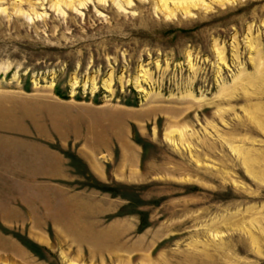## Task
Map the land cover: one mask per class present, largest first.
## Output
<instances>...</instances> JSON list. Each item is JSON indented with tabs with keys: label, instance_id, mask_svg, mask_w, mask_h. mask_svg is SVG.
Segmentation results:
<instances>
[{
	"label": "rangeland",
	"instance_id": "1",
	"mask_svg": "<svg viewBox=\"0 0 264 264\" xmlns=\"http://www.w3.org/2000/svg\"><path fill=\"white\" fill-rule=\"evenodd\" d=\"M201 1L0 0V138L37 139L53 102L118 109L138 159L125 178L120 145L71 141L73 188L118 204L76 225L121 237L3 228L32 248L0 264H264V0ZM80 149L111 157L109 181Z\"/></svg>",
	"mask_w": 264,
	"mask_h": 264
},
{
	"label": "crops",
	"instance_id": "2",
	"mask_svg": "<svg viewBox=\"0 0 264 264\" xmlns=\"http://www.w3.org/2000/svg\"><path fill=\"white\" fill-rule=\"evenodd\" d=\"M53 104L55 109H58L57 113L44 110L51 115V128L39 126L37 139L0 138V261L10 259L19 261L14 253L17 246L28 252L18 238L5 233L3 228L40 230L45 234L43 235L45 244L51 241L50 230L78 229L88 232L87 234L96 233L97 239L103 241L115 237L109 235L105 237L104 232H96L86 223L76 225L80 219L85 218V215L89 219L94 216L101 223L117 212L118 204L116 199L101 194L98 190L73 188L72 183L77 180V174L62 149L71 141H87L86 145L91 144V150L93 148L111 150L120 145L121 159L117 163V169L122 166L119 173L122 177L130 179V176L133 177L130 172L137 170L133 167L138 162L137 149L131 139L132 117L124 116L125 114L118 109L103 111L91 108L94 113L91 112L93 115H90L86 112L91 110L89 107L56 102ZM60 109L61 112L72 109V112L61 113ZM101 114L106 117L103 119L109 120V115L112 118L108 123H100ZM102 153V151L97 153V159L93 158L92 152L90 156L85 154L83 149L77 154L86 163L95 179L107 182L110 180L107 168L111 163V157L104 160L101 158ZM99 225L101 228L102 225Z\"/></svg>",
	"mask_w": 264,
	"mask_h": 264
},
{
	"label": "bare ground",
	"instance_id": "3",
	"mask_svg": "<svg viewBox=\"0 0 264 264\" xmlns=\"http://www.w3.org/2000/svg\"><path fill=\"white\" fill-rule=\"evenodd\" d=\"M163 1V0H162ZM240 0H218V2L217 3H219V4H222V5H226V4H236V3H238ZM197 5H198V3L196 4V3H194V2H192V3H184V5H180L179 4V6H178V10H180L181 12H183V13H189L191 10H192V7H197ZM201 5L202 6H204L205 8H208V6H207V4L206 3H204V1L202 0L201 1ZM209 5V4H208ZM164 6V5H163ZM218 51V50H217ZM221 52V51H220ZM222 53V52H221ZM224 54V53H223ZM221 61H222V59H220ZM48 109V108H47ZM111 111V110H110ZM132 116V115H131ZM91 145V144H90ZM89 145V146H90ZM127 147V146H126ZM98 148V147H97ZM126 150V149H125ZM127 161V160H126ZM98 173H100V172H98ZM135 172H132L131 173V175L134 177L135 176V174H134ZM131 177V176H130ZM132 178V177H131ZM117 227V226H116ZM115 227V228H116ZM120 228V227H119ZM128 229V228H127ZM118 230V229H117ZM120 230V229H119ZM118 230V231H119ZM64 232H66L68 235L69 234H72V233H74V234H76V236H78L79 237V234H80V238H82V239H85V240H89V239H94V238H98V235L95 233V234H91V233H89V234H87L88 232H86L85 233V231H79L78 229H64L63 230ZM108 231V230H107ZM116 231L115 232V234H114V236L116 237V239H117V237L118 236H120V235H122V234H119L121 231ZM80 232H82V233H80ZM123 232V231H122ZM121 232V233H122ZM63 234V233H62ZM103 236V235H102ZM121 237V236H120ZM111 238H113V237H111ZM120 239H122V238H120ZM98 240V239H97ZM107 240V239H106ZM103 240H98V242L97 243H95V244H93V243H91V244H93V246H97V248H101V247H105L106 245H110L109 243H107L105 240L102 242ZM92 242V241H91ZM87 243V242H86ZM122 244V243H121ZM83 245V244H82ZM14 248V247H13ZM93 248V247H92ZM14 251H15V254H17L16 256H19V258L20 257H23V258H25V255L23 254V251L20 249V248H14Z\"/></svg>",
	"mask_w": 264,
	"mask_h": 264
},
{
	"label": "trees",
	"instance_id": "4",
	"mask_svg": "<svg viewBox=\"0 0 264 264\" xmlns=\"http://www.w3.org/2000/svg\"><path fill=\"white\" fill-rule=\"evenodd\" d=\"M21 241H22V243H24L26 246H28V247L32 248V247L30 246V244H29V242H28V241H23V240H21Z\"/></svg>",
	"mask_w": 264,
	"mask_h": 264
}]
</instances>
